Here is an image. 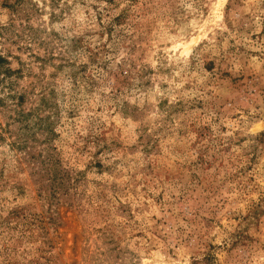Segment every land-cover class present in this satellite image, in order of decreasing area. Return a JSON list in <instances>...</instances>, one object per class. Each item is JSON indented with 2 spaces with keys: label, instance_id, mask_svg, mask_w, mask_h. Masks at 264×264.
I'll return each mask as SVG.
<instances>
[{
  "label": "rangeland",
  "instance_id": "1",
  "mask_svg": "<svg viewBox=\"0 0 264 264\" xmlns=\"http://www.w3.org/2000/svg\"><path fill=\"white\" fill-rule=\"evenodd\" d=\"M0 264H264V0H0Z\"/></svg>",
  "mask_w": 264,
  "mask_h": 264
},
{
  "label": "trees",
  "instance_id": "2",
  "mask_svg": "<svg viewBox=\"0 0 264 264\" xmlns=\"http://www.w3.org/2000/svg\"><path fill=\"white\" fill-rule=\"evenodd\" d=\"M5 60L0 56V64L3 63Z\"/></svg>",
  "mask_w": 264,
  "mask_h": 264
}]
</instances>
